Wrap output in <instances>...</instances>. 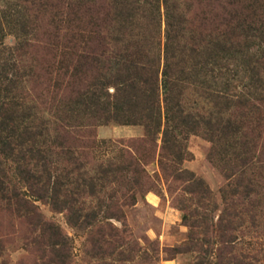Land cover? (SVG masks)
Instances as JSON below:
<instances>
[{
	"label": "rangeland",
	"instance_id": "rangeland-1",
	"mask_svg": "<svg viewBox=\"0 0 264 264\" xmlns=\"http://www.w3.org/2000/svg\"><path fill=\"white\" fill-rule=\"evenodd\" d=\"M165 2L93 8L97 52L66 67L57 8L88 5L0 0L10 95L37 128L0 170V264H264V45L241 27L264 24L232 10L235 34H224L197 18L205 3ZM170 11L183 47L170 55L175 82L152 84ZM214 39L223 45L202 54Z\"/></svg>",
	"mask_w": 264,
	"mask_h": 264
},
{
	"label": "trees",
	"instance_id": "trees-1",
	"mask_svg": "<svg viewBox=\"0 0 264 264\" xmlns=\"http://www.w3.org/2000/svg\"><path fill=\"white\" fill-rule=\"evenodd\" d=\"M84 2L82 4L83 6H87L90 8L88 14H83L79 9L76 10L75 13L70 15L69 13L65 14L64 12H60L61 8L59 9L58 12H56L55 15V24L57 25V33L60 32L62 29L65 32V36L61 35L56 37L57 40V46L58 49H55L56 55L58 56V64L59 66L65 65L66 67L72 65L69 64V59L74 60L75 56L76 57H81L79 55L80 53L74 55V53L81 52L82 54L85 55H94L95 51L97 52L96 48L92 47L94 44L95 40H98L99 35L97 33L98 27H99V19H98V14L96 12L97 6L100 7V5L107 0H80ZM109 2L113 3L117 7L121 6H129L130 0H108ZM152 2L159 3L160 0H149ZM200 2L205 3L203 7H205L206 11L203 10V7H200L199 13H197V18L201 20H205L206 22H210V17L212 18L211 20L214 19V22H211V25H215L217 28L214 31H219L220 29L222 30V33L234 35L235 31L231 29L230 31V26L232 25L233 18L231 19V12L234 10L235 14H239L241 12L242 14H245L247 18V23L252 22V19L256 18V22L260 24L261 23L257 19V14L264 15V0H236V2H232V0H199ZM164 0V4H165ZM79 7V6H78ZM173 8V7H172ZM93 10V11H92ZM101 10V9H100ZM99 10V11H100ZM96 15H93V14ZM246 13H249L247 16ZM100 14V13H99ZM252 14V15H251ZM208 15V16H207ZM250 16V17H249ZM172 17V20L170 18ZM241 17V16H240ZM252 17V18H251ZM179 16L175 15L174 12H169L167 14V53H166V63H165V69L163 70V82L160 81L159 79V68L156 72V79L152 84H173L174 82L172 79L170 80L168 74V70H170V55L175 53L176 51L180 50L181 45L179 44V38L181 36V28L179 25L181 24L179 22ZM54 20V21H55ZM234 20H238L237 18H234ZM180 23H178V22ZM253 23V22H252ZM177 24V26L175 25ZM264 26V25H263ZM243 28H249V31H257L259 36L257 35L256 37L261 39L262 44L264 45V29H255L246 26V24L241 25ZM240 27V29H241ZM227 29V30H225ZM239 29V28H237ZM236 29V30H237ZM261 30V31H259ZM207 31V30H206ZM97 34V35H95ZM184 34V33H183ZM254 36V35H252ZM235 37V36H234ZM197 40V39H196ZM216 42V43H215ZM178 43V44H177ZM222 42L218 39H214V42H212L208 48H203L201 49L202 54H209L207 51L210 50L211 48H215L216 46L221 47ZM223 45V44H222ZM196 46V45H195ZM182 50V49H181ZM180 50V51H181ZM226 50H231V47L226 46L223 47L222 50H220L221 54H226ZM88 53V54H86ZM74 55V56H72ZM218 56V55H217ZM82 58V57H81ZM4 59V58H3ZM4 64L2 65L3 61L2 59L0 60V170L3 169L4 162L8 161L11 159V156L7 154V149L11 147V144L17 143L18 147L24 148L27 144L25 140H21L20 142H16L17 139L19 140L23 134L33 132L37 128L33 126H29L25 122V115H20V112H25L23 111V108L19 103H17V99L15 96H11L12 92L15 89V86L17 85L14 81L11 80V72H7V67L9 68V61L7 59H4ZM68 64V65H67ZM62 68V67H61ZM15 76V75H14ZM13 76V77H14ZM13 84L14 87L11 85ZM11 91V93H10ZM245 99V97H243ZM243 98H240V100L236 103V107L238 110H241L244 108L245 103L249 101V99L244 100V103L242 102ZM26 106V105H25ZM24 106V107H25ZM25 110H29L28 108H24ZM32 109V108H31ZM21 121V122H20ZM159 124V123H158ZM41 135H32L30 136L29 142L31 141L34 146H36V140L40 137ZM9 146V147H8ZM14 158H12L11 161L14 162ZM15 161H22L21 159H16ZM17 162V163H18ZM5 171H1L0 175L2 176L5 175Z\"/></svg>",
	"mask_w": 264,
	"mask_h": 264
}]
</instances>
